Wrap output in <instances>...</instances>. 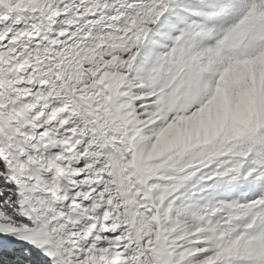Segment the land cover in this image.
<instances>
[{"label": "snow or ice", "instance_id": "snow-or-ice-1", "mask_svg": "<svg viewBox=\"0 0 264 264\" xmlns=\"http://www.w3.org/2000/svg\"><path fill=\"white\" fill-rule=\"evenodd\" d=\"M0 264H264V0H0Z\"/></svg>", "mask_w": 264, "mask_h": 264}]
</instances>
